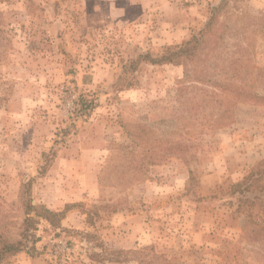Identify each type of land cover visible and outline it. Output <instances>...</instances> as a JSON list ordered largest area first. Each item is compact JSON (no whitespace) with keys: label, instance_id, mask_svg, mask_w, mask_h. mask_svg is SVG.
<instances>
[{"label":"rangeland","instance_id":"1","mask_svg":"<svg viewBox=\"0 0 264 264\" xmlns=\"http://www.w3.org/2000/svg\"><path fill=\"white\" fill-rule=\"evenodd\" d=\"M263 209L264 0H0V264H264Z\"/></svg>","mask_w":264,"mask_h":264},{"label":"trees","instance_id":"2","mask_svg":"<svg viewBox=\"0 0 264 264\" xmlns=\"http://www.w3.org/2000/svg\"><path fill=\"white\" fill-rule=\"evenodd\" d=\"M224 9L223 3H221L220 6L214 8L213 14L211 18L209 19L205 30L202 31L200 38H193L190 42H187L185 44H182L181 46H177L171 49H168L166 54L157 60V63H175L179 62L182 59L186 61H190V64H192L194 71H197L198 69L201 70L202 65H204L209 58V60L212 59V54L223 45V42H221L223 31L221 30V25L216 27V24L218 22V14L219 12H222ZM241 47V46H240ZM229 63H232V65L236 67L239 66L241 62V58H236L235 56L231 59H227ZM204 68V66H203ZM237 71V70H236ZM237 76H232V78H236ZM236 86L234 82L231 84H223L222 87L226 89V91H230L231 87ZM247 180H253V177L248 176ZM22 199H24V193H22L21 196ZM26 210L28 211V215H30L32 212H36L37 217H44L47 220L53 221V218L57 217V214L54 212H51L50 210L34 206L31 201H27ZM264 213V209H263ZM33 219H26L25 225L28 227L30 226ZM28 230L26 231V237L28 238ZM0 243L1 250H0V256L3 254V256L6 255H14L16 252L20 250V247L22 245V242H12L8 240V237L4 234L0 233Z\"/></svg>","mask_w":264,"mask_h":264},{"label":"built area","instance_id":"3","mask_svg":"<svg viewBox=\"0 0 264 264\" xmlns=\"http://www.w3.org/2000/svg\"><path fill=\"white\" fill-rule=\"evenodd\" d=\"M61 246H60V248L63 250H66L67 248H66V246L65 245H63V244H60Z\"/></svg>","mask_w":264,"mask_h":264}]
</instances>
